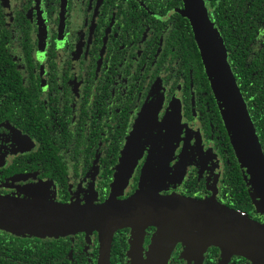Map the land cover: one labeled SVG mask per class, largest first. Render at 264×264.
I'll use <instances>...</instances> for the list:
<instances>
[{"label": "flooded vegetation", "instance_id": "1", "mask_svg": "<svg viewBox=\"0 0 264 264\" xmlns=\"http://www.w3.org/2000/svg\"><path fill=\"white\" fill-rule=\"evenodd\" d=\"M182 7V0H0L2 214L98 205L116 188L120 200L142 188L236 209L234 151ZM252 42L235 51L233 68L264 155L263 26ZM129 143L136 160L115 186ZM240 214L264 222L254 208ZM29 219L44 225L0 218V264H96L95 229ZM155 229L145 226L135 244L130 226L114 229L109 263L130 264L134 245L145 259ZM185 248L176 242L166 264H257L213 245L201 257Z\"/></svg>", "mask_w": 264, "mask_h": 264}, {"label": "water", "instance_id": "2", "mask_svg": "<svg viewBox=\"0 0 264 264\" xmlns=\"http://www.w3.org/2000/svg\"><path fill=\"white\" fill-rule=\"evenodd\" d=\"M182 4L179 13L191 26L250 201L255 211L264 215V156L226 61L224 48L207 17L203 1L182 0ZM120 182L116 179L115 186ZM153 191L156 193L145 194L139 189L121 200L112 195L101 204L92 206H50L42 209L40 215H33L29 209L12 210L7 214L0 210V218H17L13 224L16 227L44 225L29 219L38 216L58 219L59 227H64L65 231L95 229L98 239L96 264H109V246L114 229L130 226L138 235L147 225L156 228L145 258L147 264H166L176 242L191 247L194 253L199 250L200 255L206 246L214 245L222 252L241 254L257 264H264V222L241 215L211 198L196 199Z\"/></svg>", "mask_w": 264, "mask_h": 264}, {"label": "trees", "instance_id": "3", "mask_svg": "<svg viewBox=\"0 0 264 264\" xmlns=\"http://www.w3.org/2000/svg\"><path fill=\"white\" fill-rule=\"evenodd\" d=\"M207 1H208V6L211 8V11L207 14V17H208L209 21L211 22L212 26L216 29V31L218 33V36H219L220 41L222 43V46L224 48L225 54H226V52L227 53L229 52L228 53V59L229 60L226 59V61L228 63V66H229L230 71L232 73V76L234 78L235 84L238 88L233 65L235 63V60L239 59V56H237V57L235 56V51H238V49L241 50L243 48L242 46H245L244 43H247L249 41H251V43L253 44L252 38L254 35V29L259 25L264 27V25H263L264 24V0H207ZM203 4H204V2H203ZM206 13H207V11H206ZM222 16L224 17V19ZM212 20L215 22V26L213 25ZM188 24H189V21H188ZM216 25H217L218 29L216 28ZM189 26H190V24H189ZM190 28H191V26H190ZM191 32H192V29H191ZM192 38H193V34H192ZM193 40H194V38H193ZM194 44L196 46L195 41H194ZM196 48H197V46H196ZM197 51H198V49H197ZM198 53H199V51H198ZM199 57H200V54H199ZM240 57H243V55ZM200 60H201V58H200ZM201 63H202V61H201ZM202 65H203V63H202ZM203 68H204V66H203ZM204 72H205V69H204ZM205 74H206V72H205ZM208 82H209V80H208ZM238 91H239V88H238ZM239 93H240V96L243 100V97H242L240 91H239ZM243 102H244V100H243ZM253 130H254V128H253ZM257 140H258V138H257ZM258 143H259V141H258ZM234 158L236 160L235 155H234ZM231 162H232L231 163L232 167L234 166V168L231 171V175L233 176L232 180H234L232 187H233V189H237L236 192L232 191V194H233V196H237V201L239 202L238 204L235 205V208H236L235 210L240 212V213L247 212L248 210L253 209L254 207L250 201L248 191H247V187L244 188L246 185L243 184V182H242V180L238 174V171L236 170V166H237L236 163H238L237 160H236V163L234 160H231ZM242 177H243V173H242ZM110 243H111V240H110ZM208 246H210V245H208ZM205 248H204V250H205ZM109 251H110V246H109ZM108 261H109V257H108ZM109 264H111V263H109Z\"/></svg>", "mask_w": 264, "mask_h": 264}, {"label": "rangeland", "instance_id": "4", "mask_svg": "<svg viewBox=\"0 0 264 264\" xmlns=\"http://www.w3.org/2000/svg\"><path fill=\"white\" fill-rule=\"evenodd\" d=\"M136 128V125L133 127V130L131 132V137H132V133L134 131V129ZM165 130V129H164ZM130 137V138H131ZM132 144L133 143H129L128 146H126L124 152L122 153L121 155V160H120V163L118 164V166L116 167V172H115V180L117 179L119 182H123V181H126V179L128 178L130 172H131V169L135 163V160H136V155H137V150H133L132 149ZM147 170H149V167H147ZM148 172L145 170V172H142L143 174V177L146 176ZM120 182V183H121ZM122 188V187H121ZM140 190H143L145 191V194H147L146 192L152 194V193H156L154 192L153 190H149V189H140ZM118 189L116 188L114 193L112 195L115 196L116 198V194ZM120 191V190H119ZM255 192V191H254ZM158 193V192H157ZM111 195V196H112ZM132 240L135 244V241L138 239V235L135 234V232L132 230ZM187 246V245H186ZM189 249L191 250H188V248H186L184 254L187 255L190 253V255H193V256H198V257H201L199 253V250H198V253H194L195 251L192 250L191 247L187 246ZM194 251V252H193ZM148 254V253H147ZM227 254V253H226ZM140 255L136 253V248H135V245L133 246L132 250H131V263L130 264H147V261L146 259L142 258L141 256L139 257ZM147 256V255H146ZM139 257V258H138ZM146 258V257H145ZM251 260V259H250ZM253 261V260H251ZM254 262V261H253Z\"/></svg>", "mask_w": 264, "mask_h": 264}]
</instances>
